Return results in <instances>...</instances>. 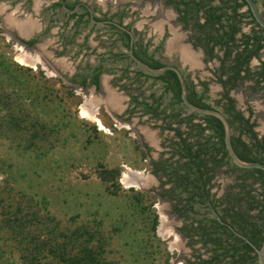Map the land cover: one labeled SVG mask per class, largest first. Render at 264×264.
<instances>
[{
	"label": "rangeland",
	"instance_id": "374dc122",
	"mask_svg": "<svg viewBox=\"0 0 264 264\" xmlns=\"http://www.w3.org/2000/svg\"><path fill=\"white\" fill-rule=\"evenodd\" d=\"M78 1L98 18L125 13L121 22L129 27L144 22L141 12L148 5L147 0ZM57 2L0 0V264H30L23 258L29 244L43 248V262L58 264L50 250L57 253L72 246L71 233L83 230L104 237L105 264H186L192 250L178 231L182 220L171 213V202L158 195L159 181L150 167V162L167 156L164 146L172 134L162 132L161 123L148 116L125 113L133 106L132 96H161L167 107L170 95L152 77H137L133 72L148 73L131 61L111 58L127 54L111 28L93 22L75 26L76 19L69 20L66 9L52 8ZM75 12L83 14V9ZM23 19L41 25V32L31 38L38 39L32 47L24 44L30 38H21L8 24ZM139 31L146 42L144 27ZM151 46L148 52L155 58L176 63L175 52L163 56L160 41ZM19 55L34 67L21 65ZM104 58L109 59L101 62ZM99 63L125 97L126 110L120 114L107 109L98 90L71 82L86 66ZM125 68L127 78L119 80ZM236 95L240 103L255 99L247 91ZM81 110L93 113L99 123L82 118ZM102 169L119 171V188L101 179ZM125 175L134 185L125 183ZM233 178L226 171L218 173L217 197ZM139 196L140 207L134 201ZM153 212L158 217L155 233ZM15 217L25 223L24 232L30 234L26 240L15 231ZM98 237L91 242L83 236L81 241L96 246Z\"/></svg>",
	"mask_w": 264,
	"mask_h": 264
},
{
	"label": "trees",
	"instance_id": "16d2710c",
	"mask_svg": "<svg viewBox=\"0 0 264 264\" xmlns=\"http://www.w3.org/2000/svg\"><path fill=\"white\" fill-rule=\"evenodd\" d=\"M215 1L168 0L173 4L183 28L186 29L192 23L193 29L203 34V38H198L197 41L199 44H205L206 54L212 55L215 47L223 49V63L233 55L234 60L227 69L231 73L227 83L221 82L224 87L229 84L230 88H234L238 80H254V89L264 90V62L256 71L249 68L251 59L256 58L264 49L262 31L252 30L250 35L242 36L240 45L237 44L235 35L240 31L242 18L246 17L249 22L255 24L250 11L248 10L246 15L238 12L245 5L242 0H240L242 3H239V0H218L219 4L216 5ZM79 2L58 0L52 8L66 9L69 12V20L76 19L75 26L92 22L87 7L80 6L83 14L73 12ZM124 17L125 13L119 14V20ZM93 18L97 22L102 20L96 16ZM224 18L226 26L223 25ZM119 24H122L121 21ZM108 27L117 35L115 41H119L121 48L128 51L129 34L115 26ZM224 27L228 30H224ZM47 32L48 29L44 33ZM134 35L135 39L137 38L134 42V55L154 69L162 68L164 66L162 63L147 54L140 35L137 32H134ZM37 42L38 39L34 38L24 44L32 47ZM111 58L131 61L127 54L123 53L111 54ZM107 59H101V62ZM108 72L110 71L105 69L102 63L86 66L72 78L71 82L83 88L94 86L95 90H98L100 75ZM121 73L119 80L127 78L128 68L121 70ZM133 73L137 77H152L162 83L164 93L172 95L170 109L162 106L161 96L155 97L154 94H150L141 100L140 95L132 96L130 104L133 106L128 107L125 113L128 116L141 113L155 122L160 121V130L173 135L167 139L168 144L164 146L167 149L165 151L167 156L150 162V167L152 174L159 181L158 195L172 202L171 213L182 220L180 233L187 240V246L192 248L193 252H198L193 255L194 261L188 264H258L255 250L245 239L257 248L264 243V172L258 169H240L231 163L224 145L223 126L218 119L194 113L184 115L183 108L178 107L176 110L173 108L181 105V89L174 72L166 71L157 76L145 75L142 71ZM187 89L188 99L192 104L209 107L202 102V97L194 93L191 84L187 83ZM222 99L227 103L224 113L228 115L231 129L235 132L231 138L235 153L243 161L264 163V138L257 139L253 132L254 124H250L249 118H245L242 112L234 109V101L227 93L223 94ZM197 118L199 123L194 122ZM242 135L249 136V143L241 140ZM222 168H226V173L233 175V184L221 197H217L212 190L216 187L215 181ZM118 176L119 171L113 169H102L100 172L101 179L105 182L114 181L115 188L120 187L117 183ZM141 199L142 196L134 197L136 206H141ZM145 210L152 213L149 208H144L143 212ZM14 219L15 231L18 229L20 238L26 240L30 234L24 232L25 223L19 217ZM157 219L153 212L151 228L153 233L158 224ZM71 235L74 238L69 239L72 246L68 244L57 250V253L50 250L53 252V258L58 259V264H105L102 258L105 239L99 232L95 234L99 236V243L96 246L91 245L95 235L87 230L74 231ZM83 236L88 237L91 242L81 241ZM198 245L204 252L195 249ZM26 251L27 254L23 258L30 264H50L43 262L41 258L44 251L41 246L29 244Z\"/></svg>",
	"mask_w": 264,
	"mask_h": 264
},
{
	"label": "flooded vegetation",
	"instance_id": "af4514ba",
	"mask_svg": "<svg viewBox=\"0 0 264 264\" xmlns=\"http://www.w3.org/2000/svg\"><path fill=\"white\" fill-rule=\"evenodd\" d=\"M147 1H148L149 5H152L153 7H155V4L160 3L161 5H163L168 10L169 13H171L173 15L172 22L174 24H176V26L180 27L183 32L186 33V44L195 52L201 53V55H202V57L200 58L201 61L189 64L188 62H186L184 60V58L174 48L173 49H171V47L168 48V40L171 36L169 34L167 22H164L165 23L164 29H163L164 31L161 34H159L157 31L156 32L153 31V29L151 27L155 24L156 19L159 17L158 16L159 13H152V15H148L146 17L141 12V15L145 16L144 22L142 25L144 26V29H145V35L144 36L148 37L146 42H144L143 35L141 34L140 31H138V29L135 26L134 27L128 26L129 28H127L123 24H120V25L124 26L125 28H127L133 34L134 42L137 39V38L135 39L134 32H137V34L140 35V37L143 41V45L146 47V52L148 55H151L155 60L162 63L164 66L171 65V66L178 68L183 75V78H184L185 83H186V87H187V83L191 84L194 93L198 97H202V102L209 106L208 109H214V110L221 112L226 117L227 121L229 122L228 115L224 113V108L227 106V103L225 100L222 99L223 94L227 93L228 96L234 101V107H235L234 109L236 111L242 112V115L245 118H249L250 124L251 123L254 124L253 132L256 134L257 139H263L264 138V120L262 118H264V117H263L262 111L264 110V90L263 89H254V87H255L254 80H245V81L238 80L236 82V87L230 88L229 84H227L226 87H224L221 82L227 83L228 76L231 74L230 72H228L227 69L229 66H231L232 61L234 60L233 55H231V57L228 59V61L223 63V58H224L223 49H220L219 47H215L214 53L212 55L206 54L207 49L205 48V44L204 43L199 44V42L197 41L198 38H203V34H200L195 29H193L192 23H190L186 29L183 28L182 22L179 21L178 14L176 13V11L174 9L173 4H170V2H168V0H147ZM242 1L245 3V5H243L239 9L238 12L240 14L246 15L248 10L250 11V9H249L248 5L246 4V2L244 0H242ZM238 2L242 3L240 0ZM254 2L256 4V7L258 9L260 16L264 19V0H254ZM214 4L215 5L219 4L218 0H216L214 2ZM80 6L87 7L84 2L80 1L79 4L76 5L74 10L80 8ZM90 13L94 17V13L92 10H90ZM250 13H251V11H250ZM251 15H252V13H251ZM252 18H253V16H252ZM101 19L102 20L99 22L110 21V22H114V23L119 24V21H122L123 18L121 20H119V14L114 13V14L110 15L109 17L101 18ZM249 21L250 20L246 17L242 18V20H241V23L239 25L240 31H239V33H236V35H235L236 43L239 45L241 44L240 42L242 41L241 40L242 36L243 35H250L252 33V30L253 31L261 30L262 34L264 35V31L258 26L255 19H254L255 24H253ZM202 22H203V19L201 20V23ZM223 23H224L223 25H225V26L227 25L225 18L223 19ZM102 25L109 26L111 24H102ZM223 29L226 31L228 30L227 27H224ZM153 41L154 42L160 41L159 50L162 51L163 56L164 55L167 56L168 52H175V56L177 57L176 63L172 64L170 61H167L165 63L161 62L159 59L154 57V55L151 53V51L148 52V49L150 48ZM241 48L242 47H240L239 50H241ZM133 49H134V43H133ZM263 62H264V49H262L258 53V56L256 58L251 59V61L249 63V68L252 69V71H256L260 68V64ZM241 74L244 75L243 73H241ZM148 75L157 76V75H152L150 73H148ZM161 85H162V83H161ZM212 85L215 87H212ZM180 89H181V87H180ZM212 91L213 92L216 91V95L214 97H212L210 95L212 93ZM243 91L244 92L247 91L249 93V96L252 98L254 97L255 99H247L246 101L244 100V101H241V103H240L238 95H236V93L240 94ZM164 94H169L170 100H171L172 95L170 93H164ZM180 96H181V92H180ZM240 96H242V95H240ZM187 99H188V89H187ZM188 101H189V99H188ZM171 102H170V104L167 105L166 108L170 109L169 107L171 106ZM257 102L261 103L262 107L257 106ZM162 106H163V104H162ZM178 107L183 108V110H184L183 114L184 115L192 113L184 106L182 100H181V105L173 106V108L175 110ZM202 108H205V107H202ZM262 108H263V110H262ZM194 114H196L198 116H204V115H200L197 113H194ZM260 114H261V116H260ZM260 119L263 120L262 123L260 122ZM158 122H160V121H158ZM194 122L199 123L200 121L197 118L194 120ZM230 127H231V125H230ZM234 133L235 132H233V130L231 129V138H232V135ZM235 135L237 136V133ZM241 140L246 142V143H249V136L248 135H242ZM231 145H232V142H231ZM154 161H158V160H154ZM225 171H226V168H222L220 170V173H225ZM151 172H152V169H151ZM156 179H157V177H156ZM215 186L216 187L219 186L217 184V178L215 181ZM215 188L212 190V192H215ZM158 190H159V187H158ZM171 207H172V202H171ZM181 227H182V225H181ZM179 229H178V231H179ZM179 233H180V231H179ZM180 235L183 237V235L181 233H180ZM186 242H187V240H186ZM196 247H198V248H196ZM190 249L192 250V248H190ZM195 249L199 250L200 252L201 251L204 252L203 249H200V246H195ZM197 253L198 252H193V250H192V254L190 256V259L187 261L186 264H188V262L194 261L193 255H195Z\"/></svg>",
	"mask_w": 264,
	"mask_h": 264
},
{
	"label": "crops",
	"instance_id": "0c3cea01",
	"mask_svg": "<svg viewBox=\"0 0 264 264\" xmlns=\"http://www.w3.org/2000/svg\"><path fill=\"white\" fill-rule=\"evenodd\" d=\"M147 4L148 5H145L144 8H142L145 10L142 12L143 15L147 17L148 15H152V13H159V17L156 19L155 24L151 27L153 31H157L159 34H161L164 31V22H167L169 34L171 36L168 40V48H174L189 64L200 62V58L202 57L201 53L195 52L186 44V33L172 22L173 15L169 13L168 10L160 3L155 4V7L149 5V3ZM29 21L23 19L20 21V24L13 23L11 21H9L8 24L9 26L13 27L17 35L21 38L31 39L34 37V35L41 32V25H32L29 23H34L33 20ZM122 24L125 27H128L126 24ZM142 24L143 22L135 25L138 31L144 27ZM167 54L169 55V52ZM112 81L113 79L111 75H108V73H102L99 77L98 93L101 97V100L109 105V108L107 109L112 112V114H120L126 110V106L123 104L125 97L122 93H118L113 88L114 85ZM90 87L92 89L91 91H97L95 90L94 86Z\"/></svg>",
	"mask_w": 264,
	"mask_h": 264
},
{
	"label": "water",
	"instance_id": "95a60500",
	"mask_svg": "<svg viewBox=\"0 0 264 264\" xmlns=\"http://www.w3.org/2000/svg\"><path fill=\"white\" fill-rule=\"evenodd\" d=\"M244 1L248 5V7L252 13V16L255 19L258 26L264 31V19L260 16L254 0H244ZM75 11L76 10H73V12H75ZM90 18L94 24H111V25L117 27L118 29L122 30L123 32L128 33L130 36V43H129V49L127 51V56L130 58V60L136 66H138L143 71L150 73L152 75H160V74L164 73L165 71H172L176 74L178 81H179V84H180V87H181L180 98H181L184 106L192 113H197V114L204 115V116H211V117L218 119L221 122V124L223 126V130H224L223 139H224L225 149H226V152L230 158L231 163L234 166H236L240 169H258V170H261L264 172V163L243 161L235 153V151L231 145V127H230V124L227 121L226 117L221 112L214 110V109L198 107V106L191 104L188 101L186 83H185V80L183 78L181 71L178 68L171 66V65H167V66H164V67L159 68V69H154V68L148 66L147 64L142 62L140 59H138L134 55V53H133L134 37H133V34L128 29H126L124 26H122L118 23H114V22H110V21L97 22L94 20L92 14L90 15ZM245 241L247 243H249L251 245V247L255 250L256 255H257L258 264H264V243L261 245L260 248H257L253 244H251L248 240L245 239Z\"/></svg>",
	"mask_w": 264,
	"mask_h": 264
},
{
	"label": "bare ground",
	"instance_id": "6f19581e",
	"mask_svg": "<svg viewBox=\"0 0 264 264\" xmlns=\"http://www.w3.org/2000/svg\"><path fill=\"white\" fill-rule=\"evenodd\" d=\"M16 60L21 64V65H23V66H31V67H34V63L30 60V59H28L27 57H25V56H23V55H19V56H17L16 57ZM80 115H81V117L82 118H91V119H93V120H96V122H98L99 123V121L97 120V118L95 117V115L92 113H89V111L87 112V111H85V110H81V112H80ZM99 126H100V124H99ZM124 180H125V183L127 184V185H134L133 183V181H132V178H130L129 177V175H125L124 176ZM124 183V184H125ZM162 219H161V223H162ZM166 221V220H165ZM166 223H167V221H166Z\"/></svg>",
	"mask_w": 264,
	"mask_h": 264
}]
</instances>
